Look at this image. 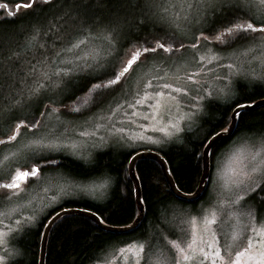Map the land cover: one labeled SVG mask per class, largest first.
Instances as JSON below:
<instances>
[{
  "label": "snow or ice",
  "instance_id": "6c2138e0",
  "mask_svg": "<svg viewBox=\"0 0 264 264\" xmlns=\"http://www.w3.org/2000/svg\"><path fill=\"white\" fill-rule=\"evenodd\" d=\"M21 9L31 10L27 13L31 17L27 21L30 29L42 22L49 25L51 44L41 45L38 56L22 55V49L27 47L25 37L31 33L20 27L25 23L17 19ZM189 9L183 27L177 28L158 11V0L0 2V35L8 34L9 27L15 26L11 34L16 36V40L8 45L0 41V146H4L0 147V154L12 150L11 158L4 157L7 163L0 165V207L5 202L11 203L14 198L19 199L24 189L33 188L44 191L42 200L48 206L59 204L58 209L47 212L42 220L32 212L23 215L12 209L17 231H22L24 238L39 228L51 232L61 216L64 221L69 219L67 213L72 209L64 206L60 193L67 198L77 193L93 199L105 195L110 181L99 185L80 183L67 171L68 162L77 163L80 167L88 165L90 173L95 170L97 154L101 153L107 141L103 135L97 137L96 131L90 132L88 128L95 129V122L103 118H107L109 126L115 128L111 117L117 112L124 110L123 114L127 115V109L146 106L145 101L149 100L147 93L140 96L135 92L130 100L125 84L150 61L174 64L179 59L193 69L186 71L183 77L178 76L177 80H182V83L175 87L169 83L157 86L179 93L185 98V108L202 117L194 130L189 125L184 131L178 147L176 141L172 144L176 150L186 152L197 161L199 179L190 177V184L203 185L206 177L212 183L210 170L214 167L217 151L225 139L233 135L238 118H243L241 110L250 105L235 102L230 106L231 116L216 124L203 117L214 102L230 97L235 91L234 77L258 79L264 83V76L256 77L242 69L233 70L227 55L237 49L264 45V0H193ZM93 33L99 44L89 49L87 37ZM209 66L210 71L217 68L229 70L216 74L215 79L220 82L218 87L201 84V70ZM159 79L158 75L150 78L144 85L145 89L152 88L153 81ZM156 95L159 97L162 93L157 92ZM147 106L159 109L161 104L157 100L156 104ZM132 114L135 115V111ZM170 127L177 133L181 132L175 125ZM164 135L169 136L170 133L165 131ZM258 135L264 143V130ZM127 147L131 151L119 152L118 155L123 157L124 163L131 161L129 172L136 188L142 186L141 181H146L149 186L158 181L159 177L152 173L146 177L142 169L133 172L136 164L131 158L134 152H139L132 148L131 143ZM259 155L253 154L252 160L256 161ZM201 166L203 171H200ZM164 172L167 177L164 183L168 189H160L164 195L152 207L159 225L155 235L161 236V243L167 241L170 245L167 247L169 264H179L175 257L177 253L184 261L193 264H204L209 259L211 264H217V260L224 264L215 236L209 242H203L206 247L197 248L193 241L182 248L174 239L168 240L162 235V231L175 235V223L185 215L184 198L190 194L197 196L192 187L173 183L168 168ZM235 187L237 190L232 193L230 201L236 206L238 215L251 217L257 204L264 211V159L243 172L235 181ZM137 203L143 205L146 201L138 199ZM91 215L98 224H105V219L97 217L95 212ZM143 219V215L139 216L136 224ZM125 226L134 227L132 224ZM252 247L249 241L248 248ZM145 251L158 259L163 256L162 252L155 250V239L148 241L146 250L144 245L140 246L139 252ZM5 255L20 256L18 264H23V252L6 249ZM225 255H228L227 250ZM245 255L246 252H238L235 261L228 256V264H241ZM248 259L255 260L250 256ZM0 264H5L3 257H0ZM255 264H264V252Z\"/></svg>",
  "mask_w": 264,
  "mask_h": 264
},
{
  "label": "rangeland",
  "instance_id": "374dc122",
  "mask_svg": "<svg viewBox=\"0 0 264 264\" xmlns=\"http://www.w3.org/2000/svg\"><path fill=\"white\" fill-rule=\"evenodd\" d=\"M192 2L193 0H158V11L169 18L173 27L182 28L185 22L184 18L189 13V5ZM87 39L89 49L98 46L99 40L96 39L94 33L88 36ZM40 46L36 49H41ZM227 55L230 57L228 62L233 64V70L242 69L256 77L264 76V45H254L250 49H237ZM210 67L201 70V84L218 87L220 82L215 79L216 74L229 70L217 68L215 71H210ZM37 68L40 69L39 64ZM47 70L51 71V68ZM191 70L193 69L189 64L179 59L174 64L160 61L148 62L145 67L138 70L136 77L125 84L130 100L135 92H139L140 96H143L145 92L147 93L149 100L145 101L146 106L127 109V115L123 114L124 110L117 112L116 115L111 117V123L115 124V128L109 126L110 121L107 118H103L95 122V129L89 127L88 131L95 130L97 137L104 136L107 144L102 150L118 148L131 151L127 147L131 143L132 148L138 150L158 151L173 145V141L179 144L180 138L189 125L194 129L202 117L194 110L189 111L185 108V98L179 93H172L169 89H163L157 85L169 83L175 87L178 83H182V80L178 81L177 77H183L186 71ZM157 75L161 79L153 81L154 86L152 88L145 89L146 81ZM234 80L236 81V87L240 81L248 84L261 83L258 79L245 80L240 76L234 77ZM261 84L264 85V83ZM157 92L162 93V95L157 97ZM233 95L234 92L230 97L218 101L229 100ZM136 98H139V96ZM157 100L161 104L159 109L147 106L156 104ZM176 101H181V103L177 104ZM203 103H206V101ZM133 111H135V115L132 114ZM144 117H148V119H144ZM121 121L123 122L121 123ZM170 125L179 127L181 132L177 133ZM160 129H163V131ZM165 131L169 132L170 135L165 136ZM150 140L157 141V143H150ZM11 151L9 149L0 154V165L7 163L4 157L11 158ZM255 153H260V155L256 161H253L252 156ZM262 159H264V143H262L261 137H242L232 141L214 164L213 181L210 185L207 203L201 205L199 211L192 207L185 209V215L176 222L177 225L174 229L178 237H171L164 233L162 235L167 237L168 240L174 239L175 243L182 248H186L187 243L193 241H195L197 248L206 247L203 242H209L212 236H215L216 240L219 241L217 246L220 248L224 264H228V256L231 257L232 261H235L238 252H246L245 257L241 258V264H255V260H258L261 253L264 252V216L259 219L257 211L254 209L251 217L238 215L236 206L231 204L230 197L237 190L235 181L243 172L248 171L253 163ZM78 180L86 185H99L106 180L110 183L105 195L99 199H93L83 193H77L72 198H67L63 196V193H60L63 203L84 199L104 202L107 199L112 186L110 178L103 177L88 181ZM44 195V191L40 189H24L20 193L19 199L14 198L11 203L5 202L0 207V257H3L5 264H8L14 258L5 255V250L18 252L12 242L15 237L22 233V231H17L18 226L12 218V209L23 215L32 212L38 220H41L47 212L59 207V204L48 206L47 202L42 200ZM48 195L50 196L51 193L49 192ZM249 241L253 245L251 249L248 248ZM141 245L145 246V250L147 249V243L143 241H134L123 246L114 247L93 264H169L170 258L167 247H170V245H167V241L155 246L156 251L163 253L160 259L148 254L147 251L140 253L139 248ZM206 250L211 252V249L206 248ZM226 250L228 255H225ZM249 256L254 257L255 260H249ZM175 257L179 264H193L191 261H184L178 253L175 254ZM204 264H211V260L204 261ZM217 264H220V260H217Z\"/></svg>",
  "mask_w": 264,
  "mask_h": 264
},
{
  "label": "trees",
  "instance_id": "16d2710c",
  "mask_svg": "<svg viewBox=\"0 0 264 264\" xmlns=\"http://www.w3.org/2000/svg\"><path fill=\"white\" fill-rule=\"evenodd\" d=\"M0 2H9V0H0ZM28 12H31V10L21 9L17 19L24 21L25 23L21 24L20 27L24 31L31 33V35L25 37L27 47L22 49V55L30 57L39 55V52L42 50L36 49V47L40 45L50 46L51 34L48 32V23L42 22L41 25L30 29L27 24V21L31 19L27 15ZM52 23L55 26V21ZM14 29L15 26H10L8 34L0 35V41H3L6 45L15 41L16 36L11 34ZM263 99V84H248L240 81L237 84L233 97L226 101L214 102L207 109V115L203 119L208 120L211 124H216L226 116H231L230 106L235 102L238 101L244 104ZM243 113V118H238L237 128H235L231 138L225 140L219 147L213 164H215L216 160L232 141L242 137H260L258 134L261 130H264V106L252 111L245 110ZM176 145L178 147L179 144ZM127 151L129 150L118 148L102 150L100 154H97L98 158L95 163V170L91 173L89 172L88 165L80 167L77 163L69 161L67 171L71 175L84 181L107 177L112 180V186L104 202L84 199L82 201H66L64 206L66 208H82L95 212L100 218L105 219V224L112 227H124L126 224H132L138 215L135 187L128 172L129 163H124L123 157L118 155L119 152ZM157 152L166 160L175 184H184L185 188L192 187V191L195 192L199 185L190 184L189 178L195 176L196 179H199V176L196 174L197 161L192 159L186 152L176 150V147H173V145L160 149ZM141 169L144 171L146 177L149 173H152L154 176L159 177V180L154 181L151 186L146 181L139 182L142 185L140 187L141 198L146 201L144 203L145 213L144 219L134 231L127 234L107 232L100 229L87 216L69 214L67 221H64L62 217L53 225V230L49 233L46 244L44 264H93L110 249L134 241H143L148 244L149 240L155 239V246L160 244L161 236L155 235L156 230L159 229V225L153 216L155 208L152 206L164 195V192L160 191V189H168V185L164 183L166 178L157 161L149 158L139 159L136 162L135 171L139 172ZM213 169L214 167L211 171ZM200 171H203L202 166ZM209 194L210 186L205 189L197 201L192 203L184 201V209L192 207L199 211L201 205L207 203ZM172 197H175L174 193ZM58 208L50 212H54ZM253 209L257 211L259 219L264 216V211L259 209V204ZM176 225L177 223H175L174 229ZM42 231L43 228L33 230L27 238H24L23 233H21L13 240L12 244L17 251L23 252V264H39ZM174 232L175 235H170L168 232L162 231V233L171 237H178L175 230ZM20 260V256H15L8 264H18Z\"/></svg>",
  "mask_w": 264,
  "mask_h": 264
},
{
  "label": "water",
  "instance_id": "95a60500",
  "mask_svg": "<svg viewBox=\"0 0 264 264\" xmlns=\"http://www.w3.org/2000/svg\"><path fill=\"white\" fill-rule=\"evenodd\" d=\"M244 104L250 105V107L242 109L241 110L242 112L245 111V110L252 111V110H255V109H258V108L264 106V99L256 101V102H253V103H244ZM234 131H235V129L233 130V133H234ZM227 139L228 138H226L225 140H227ZM145 158H149V159H153V160L157 161L160 164V166H161V168L163 170L165 178L167 179V177L165 175V172H164V169L168 168V165H167L166 160L164 159V157L160 153L155 152V151H140L139 154L135 153L132 156L131 159L134 160L135 164H136V162L139 159H145ZM130 163H131V161L129 162V165H128V172H129ZM133 172H136L135 168L133 169ZM129 175H130V178L133 181L132 174L130 172H129ZM133 183H134V187H135V197H136V202H137L138 199H142L141 198V189L140 188H136V186H135L136 182L133 181ZM173 183H175L174 180H173ZM208 185H209V181H208V179L206 177L205 178V183L203 185H199L198 188L195 191L197 193V196L193 197L190 194L188 197L184 198V201L185 202H191V203L197 201L202 196V194L204 193V191L208 187ZM137 206H138V215H137L135 221L132 223V225H134L133 228H128L126 226H124V227H112V226H109L107 224H104V225L98 224L97 223V219L91 215V213H93V212L89 211V210H86V209H82V208H69V209H72V211L67 213V215H69V214H77V215L87 216L90 219H92L99 226L100 229H102L104 231L115 233V234H127V233H130V232L134 231L140 225L142 220L140 221L139 224H136L137 218L139 216H141V215L144 216V213H145L144 204L143 205H138V203H137ZM62 217L63 216H61V218ZM97 217H99V216L97 215ZM49 233L50 232L46 228H43L42 238H41V251H40V262H39V264H44L45 249H46V244H47Z\"/></svg>",
  "mask_w": 264,
  "mask_h": 264
}]
</instances>
